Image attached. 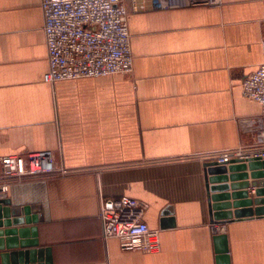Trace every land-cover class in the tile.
Here are the masks:
<instances>
[{"label": "crops", "instance_id": "crops-1", "mask_svg": "<svg viewBox=\"0 0 264 264\" xmlns=\"http://www.w3.org/2000/svg\"><path fill=\"white\" fill-rule=\"evenodd\" d=\"M124 3L133 72L51 84L41 0H0V155L50 150L66 168L16 183L3 198L41 217L28 239L50 250L37 264H264V215L214 221L205 167L218 152L259 146L262 107L242 83L263 59L264 0ZM243 172L251 181L252 170ZM123 195L148 204L158 252L104 238L101 198ZM213 222L226 229L213 233Z\"/></svg>", "mask_w": 264, "mask_h": 264}, {"label": "built area", "instance_id": "built-area-1", "mask_svg": "<svg viewBox=\"0 0 264 264\" xmlns=\"http://www.w3.org/2000/svg\"><path fill=\"white\" fill-rule=\"evenodd\" d=\"M154 9L189 6H218L223 0H133L134 8ZM43 30L48 50V70L44 81L55 84L62 80L97 77L134 70V57L129 29V10L124 0H41ZM243 95L260 103L262 115L259 146L239 147L214 154L218 162L236 159H264V38L263 59L242 83ZM65 172L50 150L0 155V199L6 198L16 182L56 172ZM148 204L123 195L110 200L101 198L99 217L104 238H118L123 249L158 252L160 230L144 219ZM213 233L226 229V224L210 225Z\"/></svg>", "mask_w": 264, "mask_h": 264}, {"label": "water", "instance_id": "water-1", "mask_svg": "<svg viewBox=\"0 0 264 264\" xmlns=\"http://www.w3.org/2000/svg\"><path fill=\"white\" fill-rule=\"evenodd\" d=\"M207 186L210 192L209 205L212 219L215 221H228L229 219H241L264 215V159L250 158L246 161L231 160L228 162H206ZM252 170V180L249 181V174L245 171ZM263 169V170H260ZM229 173V174H226ZM244 179V180H243ZM231 181L227 183V181ZM256 187L255 195L251 196L247 187ZM231 189L232 191H228ZM233 201H226L231 200ZM233 208V210H231ZM40 216L35 213V206H25L23 208L11 206L10 199H0V264H37L43 260L44 251L49 252L50 248L40 247L37 249L39 241L28 239L33 233L37 237V224ZM35 223L34 226L28 227ZM6 234V246L3 244L1 236ZM19 239L21 241H19ZM215 240L220 253L227 252L226 234L217 235ZM33 245L31 249L23 248L15 250L19 246ZM36 248H35V247ZM4 248L12 250H4ZM14 249V250H13ZM39 254V258L36 257ZM227 254L221 257L225 259Z\"/></svg>", "mask_w": 264, "mask_h": 264}, {"label": "rangeland", "instance_id": "rangeland-1", "mask_svg": "<svg viewBox=\"0 0 264 264\" xmlns=\"http://www.w3.org/2000/svg\"><path fill=\"white\" fill-rule=\"evenodd\" d=\"M149 1H147V3H148ZM162 10V9H161ZM33 179H35V178H33ZM26 180H28V179H26ZM26 180H23V181H21V182H24V181H26ZM21 182H16V183H21ZM16 183H14V184H16ZM13 184V185H14ZM12 187V186H11ZM11 190V189H10Z\"/></svg>", "mask_w": 264, "mask_h": 264}]
</instances>
